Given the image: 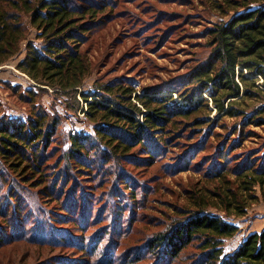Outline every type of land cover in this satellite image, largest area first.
I'll use <instances>...</instances> for the list:
<instances>
[{
  "label": "rangeland",
  "instance_id": "obj_1",
  "mask_svg": "<svg viewBox=\"0 0 264 264\" xmlns=\"http://www.w3.org/2000/svg\"><path fill=\"white\" fill-rule=\"evenodd\" d=\"M84 1L74 0V3L81 5ZM94 1H107L111 7L99 16L97 27L81 46L91 63L92 74L76 93L38 85L21 72L17 66L25 58V44L18 56L0 66V125L7 120L26 122L32 113L40 111H47L51 118L59 120L45 153L49 157L42 166L41 176L30 174L24 181L25 172L4 171L6 167L0 159V231L3 240L11 238V243L0 249V264H100L108 247H116L115 256L120 255L121 264L132 257L136 247L147 244L149 238L173 225L178 209L191 208L192 194L217 187L218 182L210 173L223 165L233 168L248 157L264 155V124L250 123L251 115L264 101L248 102L247 115L236 118L219 114L210 103V113L202 108L190 119L179 118L177 126L161 137L150 162L143 150H137L105 166L91 153L92 169L86 173L70 165L63 154L71 146V135L96 134L93 123L85 116L87 103L82 92L91 93L93 99L102 84H125L136 90L135 95L167 89L170 92L166 94L173 95L175 101L194 105L200 97L192 86L188 87L187 77L211 54L205 31L229 18L222 19L206 0ZM35 36L33 31L32 37ZM194 93L196 96H192ZM135 95L134 103L144 109ZM207 115L212 121L197 127L195 120L205 119ZM138 118L142 120V116ZM221 156L226 160H220ZM38 179L42 180L38 182ZM59 179L56 188L54 184ZM124 179L129 182L122 184ZM53 187L56 190L47 197L45 193L53 191ZM130 187L136 193L133 196L129 195ZM134 196L138 202H134ZM20 197L25 203L19 206ZM69 198L75 200V210L68 213L64 209ZM27 202L42 210L29 209ZM131 205H135L132 210ZM82 210L89 212L85 229L79 223ZM207 212L239 228L233 238L224 240L226 253L239 248L250 234L264 230L263 200L253 204L244 217L228 216L215 207H209ZM60 215L67 218L62 220ZM55 217L59 221H52ZM16 221L22 223V226L16 224L17 230L28 229L23 233L28 239L14 240L16 234L12 229ZM119 223L123 231H127L128 225L131 230L119 234ZM65 232L71 235L70 244L66 242ZM35 235L46 242H30L29 238ZM99 235L98 252H88L90 243ZM52 238L60 243L50 245L48 241ZM144 253L148 254L147 258L138 264H156L157 252L151 255L147 249L139 251L141 255ZM198 255L195 242L179 261L169 264H195Z\"/></svg>",
  "mask_w": 264,
  "mask_h": 264
},
{
  "label": "trees",
  "instance_id": "obj_2",
  "mask_svg": "<svg viewBox=\"0 0 264 264\" xmlns=\"http://www.w3.org/2000/svg\"><path fill=\"white\" fill-rule=\"evenodd\" d=\"M94 2L85 0L84 4L77 5L74 0H0V66L18 56L25 44V58L17 66L21 72L38 85L76 93L92 74L91 63L81 51V46L97 27L99 16L111 7L107 1ZM206 2L211 4L212 10L220 13L222 19L229 18L206 29L204 37L209 42L211 54L187 77L188 87L192 86L199 94V100L194 105L180 103L174 100L173 95L166 94L170 92L167 89L143 96L135 95L136 90L125 84H102L97 87L93 99L90 98L91 93L82 92L87 103L84 113L93 123L96 134L71 135V146L63 154L70 165H76L82 173H86L92 169L89 160L93 153L105 166L115 158L127 157L137 150H143L150 162L154 160L152 156L155 157V147L162 141L161 137L168 135V130L173 129L179 118L190 119L202 108L210 113V103L219 114L242 117L247 115L245 107H248V102L264 101V0ZM33 31L36 32L35 37H32ZM195 93L192 96H196ZM204 94L208 98L203 97ZM133 95L144 109L134 103ZM263 115L264 105L255 109L250 123L263 125ZM138 116H142V120ZM197 120V127L212 121L208 115ZM58 125L59 120L51 118L47 111L32 113L26 122L7 120L0 125V159L7 169L4 171L25 172L24 181L29 179L30 174L41 176L42 166L49 157V153H45ZM156 139L158 141L154 142ZM220 160L226 159L221 156ZM210 176L218 182L214 190L201 189L199 193L192 194L191 208L178 209L177 221L173 225L149 238L147 244L136 247L132 257L121 264L142 262L148 254L141 255L139 251L146 249L151 255L157 252L156 264L175 263L195 242L200 251L195 264H264V230L250 234L239 248L226 253L224 240L233 238L239 228L207 212L209 207H215L224 210L228 216L244 217L253 204L264 201V155L248 157L233 168L223 165ZM126 180L121 183L127 184L129 181ZM59 182L60 179L54 184L56 188ZM55 187L45 195L51 197ZM128 191L130 196L136 194L132 187ZM146 196L144 193L145 199ZM133 198L134 202H138L137 196ZM18 201L19 206L25 203L22 197L17 198ZM27 203L29 209L42 210ZM65 204L64 211L75 210L74 199L69 198ZM134 206L129 207L132 210ZM88 214L81 211L79 223L82 229L86 228ZM59 218L65 220L67 215H60ZM59 218L55 217L52 221H59ZM16 224L22 226L18 221L13 223L14 240L28 239L23 236L28 229L21 227L17 230ZM119 228V234L131 230L128 225L127 231H123L121 223ZM65 233L66 242L70 244L73 241L71 235ZM37 236L29 238L30 242H46ZM2 237L0 231V249L11 243V238L3 240ZM48 243L60 242L52 238ZM100 243L99 235L87 251L98 252ZM115 254L116 247H108L100 264H119L120 255Z\"/></svg>",
  "mask_w": 264,
  "mask_h": 264
}]
</instances>
